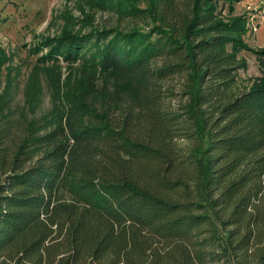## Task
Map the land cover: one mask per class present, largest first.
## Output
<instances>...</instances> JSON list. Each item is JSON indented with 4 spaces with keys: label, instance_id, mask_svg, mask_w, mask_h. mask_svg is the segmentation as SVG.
<instances>
[{
    "label": "trees",
    "instance_id": "obj_1",
    "mask_svg": "<svg viewBox=\"0 0 264 264\" xmlns=\"http://www.w3.org/2000/svg\"><path fill=\"white\" fill-rule=\"evenodd\" d=\"M74 1L20 106L14 77L0 91V264H264V72L237 83L264 47L241 0Z\"/></svg>",
    "mask_w": 264,
    "mask_h": 264
},
{
    "label": "rangeland",
    "instance_id": "obj_2",
    "mask_svg": "<svg viewBox=\"0 0 264 264\" xmlns=\"http://www.w3.org/2000/svg\"><path fill=\"white\" fill-rule=\"evenodd\" d=\"M249 5L261 8L264 13V0H241L237 3L236 11H244L250 15ZM66 8H72L76 14H80L74 0H0V49L8 57L0 68V91L8 81V76L14 77L18 81L16 101L19 106L24 98L22 88L39 56L33 46L43 34L53 35L60 30L62 20L55 16ZM117 22L123 26L133 25L135 22L145 24L144 18H120L113 9H98L95 24L112 25ZM246 40L257 48L264 47V17L255 29L253 25L250 27ZM239 56L247 60V64L238 69L237 76L238 85L245 87L264 70L260 67L257 55L251 50L243 49ZM48 100L49 94L45 98L43 109L50 107Z\"/></svg>",
    "mask_w": 264,
    "mask_h": 264
},
{
    "label": "built area",
    "instance_id": "obj_3",
    "mask_svg": "<svg viewBox=\"0 0 264 264\" xmlns=\"http://www.w3.org/2000/svg\"><path fill=\"white\" fill-rule=\"evenodd\" d=\"M248 7L250 12L248 24L251 27L253 25V28L255 29L257 23L261 22V20L263 19L264 13L262 12L261 8L259 9L256 6L252 7L251 5H249Z\"/></svg>",
    "mask_w": 264,
    "mask_h": 264
}]
</instances>
